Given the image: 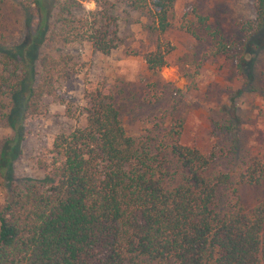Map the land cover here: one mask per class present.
Returning a JSON list of instances; mask_svg holds the SVG:
<instances>
[{
	"label": "trees",
	"instance_id": "obj_1",
	"mask_svg": "<svg viewBox=\"0 0 264 264\" xmlns=\"http://www.w3.org/2000/svg\"><path fill=\"white\" fill-rule=\"evenodd\" d=\"M84 1L57 0L54 17L44 0H21L20 5L36 14V41L47 47L90 42L108 55L116 47L115 34L109 32L114 20L78 13ZM252 1L255 18L241 28L250 36L264 25V0ZM122 3L150 15L152 30L159 34L171 27L176 0ZM194 17L203 27L206 18ZM184 29L199 40L197 28ZM204 31L213 44L209 55L225 54L219 33ZM34 49L33 42L17 54L0 49V124L10 120L19 96V122L43 115L46 99L62 102L58 85L77 73L68 54L39 57V70L33 73L32 57L26 55ZM143 60L147 72L157 75L166 66L161 44L144 53ZM7 97L11 111L6 110ZM84 100V125L56 135L37 161L43 181L13 188L0 205V264H264V200L246 209L237 195L240 185H264V161L236 172L213 170L214 156L181 145L179 128L129 135L107 84L89 86ZM171 162L181 177L174 186L166 178ZM3 170L0 165V179ZM226 187L235 200L219 209Z\"/></svg>",
	"mask_w": 264,
	"mask_h": 264
},
{
	"label": "rangeland",
	"instance_id": "obj_2",
	"mask_svg": "<svg viewBox=\"0 0 264 264\" xmlns=\"http://www.w3.org/2000/svg\"><path fill=\"white\" fill-rule=\"evenodd\" d=\"M20 1L2 2L0 49L17 54L33 42L34 52L26 55L32 57L33 73L39 70V57L60 54L72 56L77 73L58 85L62 102L46 99L43 115L19 122V96L10 120L0 124V154L9 155L6 159L0 155L4 167L0 205L13 188L43 181L44 172L37 161L51 149L56 135L69 134L84 125V94L89 86L100 82L111 88L129 135L138 136L158 127L179 128L180 144L212 154V169L217 171L236 172L252 161H264V25L253 36L241 29L255 18L252 0H176L171 27L162 34L152 30L155 25L150 15L130 10L122 0L98 4L86 0L78 13L94 12L99 18L106 14L114 20L109 32L110 36L115 34L116 47L108 55L95 51L90 42L47 47L40 39L36 41L40 32L36 14L23 10ZM44 2L49 16L54 17L57 0ZM195 14L206 18L203 27L198 26ZM53 19L49 18L51 24ZM187 26L197 28L199 40L185 31ZM204 28L219 33L225 54L209 55L213 44ZM42 30L46 35L48 28ZM158 43L166 53V66L152 76L143 54ZM4 103L11 111L10 98ZM166 176L168 186L180 182L172 162ZM237 195L242 206L251 209L264 200V185H240ZM234 200L231 189L223 188L218 208Z\"/></svg>",
	"mask_w": 264,
	"mask_h": 264
}]
</instances>
